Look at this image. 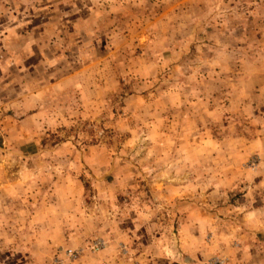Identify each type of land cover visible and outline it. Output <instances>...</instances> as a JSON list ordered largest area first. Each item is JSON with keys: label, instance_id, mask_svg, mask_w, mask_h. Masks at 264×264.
Returning a JSON list of instances; mask_svg holds the SVG:
<instances>
[{"label": "rangeland", "instance_id": "1", "mask_svg": "<svg viewBox=\"0 0 264 264\" xmlns=\"http://www.w3.org/2000/svg\"><path fill=\"white\" fill-rule=\"evenodd\" d=\"M0 264H264V0H0Z\"/></svg>", "mask_w": 264, "mask_h": 264}]
</instances>
